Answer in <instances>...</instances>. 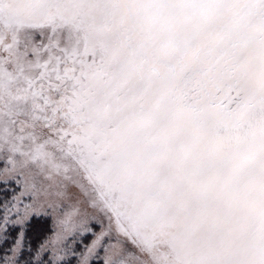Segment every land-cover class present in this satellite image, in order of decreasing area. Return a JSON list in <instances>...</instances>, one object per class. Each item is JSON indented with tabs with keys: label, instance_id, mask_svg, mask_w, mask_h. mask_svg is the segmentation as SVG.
<instances>
[{
	"label": "snow or ice",
	"instance_id": "6c2138e0",
	"mask_svg": "<svg viewBox=\"0 0 264 264\" xmlns=\"http://www.w3.org/2000/svg\"><path fill=\"white\" fill-rule=\"evenodd\" d=\"M94 261L264 264V0H0V264Z\"/></svg>",
	"mask_w": 264,
	"mask_h": 264
},
{
	"label": "rangeland",
	"instance_id": "374dc122",
	"mask_svg": "<svg viewBox=\"0 0 264 264\" xmlns=\"http://www.w3.org/2000/svg\"><path fill=\"white\" fill-rule=\"evenodd\" d=\"M94 264H98V261H94Z\"/></svg>",
	"mask_w": 264,
	"mask_h": 264
},
{
	"label": "trees",
	"instance_id": "16d2710c",
	"mask_svg": "<svg viewBox=\"0 0 264 264\" xmlns=\"http://www.w3.org/2000/svg\"><path fill=\"white\" fill-rule=\"evenodd\" d=\"M50 227H51V225H50Z\"/></svg>",
	"mask_w": 264,
	"mask_h": 264
}]
</instances>
